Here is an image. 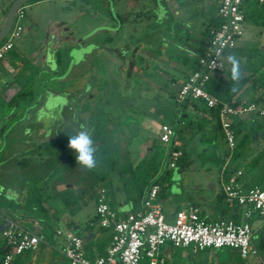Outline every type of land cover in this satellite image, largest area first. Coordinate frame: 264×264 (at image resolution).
<instances>
[{"label": "rangeland", "instance_id": "obj_1", "mask_svg": "<svg viewBox=\"0 0 264 264\" xmlns=\"http://www.w3.org/2000/svg\"><path fill=\"white\" fill-rule=\"evenodd\" d=\"M9 1L0 0V6L2 3L7 5ZM115 3L116 0H30L22 4L23 15L15 20L20 31L18 36L11 38L12 47L4 53L6 57L12 55L14 61L19 63L13 68L17 75L11 77L0 67L4 87L13 83L3 93L0 88V100L7 101L22 84L33 95L31 103L27 95L26 99L13 107L4 104L0 110V113H9L7 117H0V193L4 198L15 197L16 187L28 173L14 164L19 152L28 150L32 143L53 138L56 135L54 132L63 135L61 132L70 130V135H75L81 130V125L88 129L87 115L92 108L101 106L114 111L112 122L117 124V134L112 133L110 137L118 144L121 162L129 161L133 169L128 173H111L109 182L105 183L106 202L114 211L120 205H131L137 185L148 178L144 170L146 166L164 175L163 183L169 185L163 187L161 183L155 199L164 213L173 210L176 203L175 199L170 201L167 198L170 187L171 191L175 185L178 188L187 187L189 194L194 195L191 188L197 182L213 184L211 172L204 178L201 171H188L207 160L210 151L207 148L200 151V148L202 143L210 148L209 140L203 138L206 142H201L199 136L194 134L184 141L180 138L176 146L184 152L190 151L187 159L191 162L186 164L187 167L179 163L169 167L168 153L174 128L171 138L164 143L158 140L150 122L151 119L157 123H171L174 120L178 106L173 100L175 82L182 79L185 66L189 67L180 60L183 56L193 59L199 55L198 52L193 54L187 51L186 47L195 45V39H200L203 25L216 12L214 10L213 13L209 3L215 2L138 0L139 4L135 10H131L132 14L123 18L125 14L121 12L120 19L114 14L117 9ZM170 4H176L175 12L176 8L173 9ZM4 14V10H0V24ZM54 24L63 26L59 28L62 40L51 48L53 36L50 29ZM256 29L244 21L243 34L221 57L223 69H231L227 60L230 54L236 55L240 61L248 59L247 56L256 60L257 52L264 56V30L258 28L261 30L258 32ZM77 40L80 41L78 45ZM257 64L258 61H255ZM219 73L212 71L209 74L217 76ZM84 104L85 110L80 111ZM30 107L33 108L26 110ZM210 123L213 122H209L208 127ZM113 124L109 123L108 127ZM150 140L154 147L150 154L145 155L144 148ZM67 145L68 141L63 144L59 157H76L75 150ZM221 149L223 158L224 143ZM245 149V143L237 148L238 158L234 159L233 155L224 171L228 174L236 166H241L245 174L252 175L254 183L263 189L264 166L254 173L253 161L243 156ZM261 154L260 161H264V152ZM64 168L65 164H60L45 182V203L51 207L50 211H56L57 228L66 232L71 225L81 229L92 227L105 242H109L110 229L99 226L94 212L95 198L88 186L64 175ZM248 178L251 179L250 176ZM223 179H227V176ZM190 180L193 183H189ZM101 183L97 181L94 187ZM17 212L20 216L24 213L21 209ZM253 215L249 222L256 220ZM2 218L14 219L34 232L41 226L36 220L30 225L29 220L19 219L12 208L4 205L0 207V224ZM167 221L171 222L172 219L168 218ZM256 222L261 226L255 229L250 244L257 253L244 258L242 264H264V216H258ZM62 239L54 233L53 242L37 244L16 264H48L51 257L57 259L55 264H67L57 250L62 246ZM167 246L170 245L159 247V255L166 264H237L239 261L235 251L226 253L223 249L217 252L207 248L192 254L188 248L165 250ZM144 260L141 259L140 264H146Z\"/></svg>", "mask_w": 264, "mask_h": 264}, {"label": "built area", "instance_id": "obj_2", "mask_svg": "<svg viewBox=\"0 0 264 264\" xmlns=\"http://www.w3.org/2000/svg\"><path fill=\"white\" fill-rule=\"evenodd\" d=\"M245 1L217 0L215 14L218 22L209 29L206 44L197 56L198 68L190 71L177 84L173 96L177 104L187 100L216 110V121L225 147L220 165L222 173H225L235 147L231 122L246 113L264 119V105L247 102L234 106L220 101L203 88L210 72L222 70V55L226 49L234 46L235 39L244 32L241 7ZM257 2L264 3V0ZM22 15L20 7L16 10L13 23L0 44V58L12 47L11 38L18 36L20 26L15 20ZM172 132L170 125L160 124L158 140L167 142ZM180 156V149L169 150L168 166L173 167ZM240 175L241 170L233 169L227 179H219V189L224 200L241 209L238 221L233 218L206 220L198 214L196 208H190L186 212L176 211L172 221L168 222L160 205L155 201L161 187L158 181L152 182L145 190L140 209L118 214L107 204L105 190L98 188L94 212L99 226L111 229L109 246L102 254H97L90 260L85 255L82 240L78 235L57 229L56 234L63 238L62 246L57 250L68 264H140L142 258L146 264H164L163 257L159 255V247L165 244L190 248L193 252L207 248H229L235 250L240 258L256 255V249L250 244L252 229L249 220L253 213L264 216V188L257 185L242 187L235 180V177ZM3 224L0 230L4 249L1 264H11L15 256L31 250L39 243L47 244L34 231L14 219L5 218Z\"/></svg>", "mask_w": 264, "mask_h": 264}, {"label": "trees", "instance_id": "obj_3", "mask_svg": "<svg viewBox=\"0 0 264 264\" xmlns=\"http://www.w3.org/2000/svg\"><path fill=\"white\" fill-rule=\"evenodd\" d=\"M7 7L5 8L4 12L6 11ZM241 10L243 14V21L246 20L254 25V27L257 28L258 32L261 31L258 28L262 29V31L264 30V3H258L257 0H246L245 2H243ZM115 16L119 19L118 14H115ZM217 22L218 18L215 14L207 21V23L203 25L200 31V42L197 49L198 53L201 52L206 44L209 29L215 26ZM54 26H56V24H54ZM3 41L4 40H2L0 44ZM247 57L248 59L240 61L243 78L236 85V92L231 91L232 87L234 86V82L230 79V69L226 70L225 68H222V71H220L221 73H219L217 76L209 77V79L204 83L203 88L210 94L218 98L220 101L230 103L234 106L245 104L247 102L264 105V61L258 59V64L255 65V61L251 60V56ZM180 62L183 65L189 64V72L198 68L196 56L193 59H188L187 56H183ZM24 87V84L20 85L7 101L0 100V110L2 109L1 107L4 104L9 108L13 107L15 104L26 99L27 95L29 96V102L31 103L33 94L30 92V90L24 89ZM240 90H243L244 93L248 96L247 100L243 101L237 96V93ZM188 103L196 104L192 101L185 100L178 105H180L181 107H185ZM85 106L86 104L82 105L80 111H84ZM198 106L199 109L209 110L216 119L215 109L208 108L205 105L201 104H198ZM32 108L33 107L26 108V110H30ZM112 116H114L113 110L106 106H101L98 108H92L86 117V125L88 129L92 130V138L97 149L95 154L97 159V166L92 170L86 169L78 164L75 156L71 159L59 157V153L61 152L63 144L69 140L71 134L70 130L61 132L63 135H60V132H54L56 135L53 138H48L32 143L28 150H23L21 153L19 152V154L17 155V159L14 161V164L17 168L26 170L28 173L21 178L22 180L20 185L15 189L14 198H4L0 193V198L2 199L0 200V207L4 205L5 207L12 208L13 213L19 219L22 218L29 220L30 225L34 220L38 221L41 226L38 231H35V233L47 243L53 242L52 236L58 229L56 226L58 216L56 214V211H50L51 207L47 206L45 203V182L53 174V172L58 170L60 164H65L66 167L64 168L65 170L63 174L69 178L71 176V178H73V180L75 179V181L78 183L83 182L84 184H86L93 198L96 197V190L98 188H103L105 190V183L109 182L111 173L133 172L132 166L129 161H124L123 163L121 162L122 156L118 144L115 139H112L110 137L112 133L117 134V124L115 122H112ZM109 123L114 124L112 125V127H108ZM187 123H190V125L187 124V127L190 126L191 135H193L200 129L201 124L199 123ZM244 127L245 125L240 118H235L231 122V129L235 136V147L233 153L234 156L232 155L234 159L238 156V152H236L237 148L240 147L247 138L246 134H242L240 138H238V140L236 139L237 136L243 132ZM46 130L49 131L48 129ZM174 131L175 134H178L180 128H176L175 126ZM152 146L154 147L153 143L151 144V147ZM183 158L184 153L181 151V156L176 163L180 161L183 162ZM144 170L148 174V178L145 181L139 182V184L137 185L134 197L135 200L140 199V197L144 195L145 190L152 182L158 181L161 184L164 180V175H160L156 172L155 169L152 170L150 167L146 166ZM97 181H101L102 183L97 188H95L94 186ZM53 192H55V194L59 193V191ZM19 209L24 212L23 214H21V216L17 212L19 211ZM233 219L235 221L239 220V218L235 217ZM104 250H102L99 254H102ZM27 252L28 251H25L15 256L11 264H16L17 260L21 262L20 258ZM3 253L4 249L0 238V264ZM235 253L236 255H238L236 251ZM237 257L239 258L237 264H242L244 258H240L239 256ZM143 260L144 258H142V261ZM164 264L166 263L164 262Z\"/></svg>", "mask_w": 264, "mask_h": 264}, {"label": "crops", "instance_id": "obj_4", "mask_svg": "<svg viewBox=\"0 0 264 264\" xmlns=\"http://www.w3.org/2000/svg\"><path fill=\"white\" fill-rule=\"evenodd\" d=\"M11 1L12 0H10L7 5H6V3H4V4L2 3V5L0 6V10H5V8L10 4ZM210 1H212V0H209V2ZM213 1L215 2V4L209 3V7L212 8L213 13H214V10H215L216 4H217V0H213ZM138 4H139L138 0H116V3L114 4V6L117 9H115L116 12L114 14L119 15L121 12H123L125 14L123 16V18H127L128 14H132L133 11H131V10H135L134 8H135V6H138ZM170 5L173 9L176 8L174 10V12H175L177 10L176 4H170ZM119 19H120V17H119ZM60 27H63V26L60 24V26H54L51 30L52 36H53V39L50 42L51 48H53V46L54 47L57 46L59 44V42L62 40V36H60V31H59ZM117 28L119 29L120 25ZM101 30L106 31L105 29H101ZM199 42H200V39H195V41H194L195 45L191 44V45L187 46L186 47L187 51L195 54L197 52ZM79 43H80V41L77 40L76 44L78 45ZM4 56L5 55H3L1 58H3ZM4 58H5L4 60L0 61V67L3 70H5L9 76L15 77L17 74H16L15 69H13V68L16 66H19V63L14 61V58L12 57V55L9 57L5 56ZM255 58H256V60H254V61H258V59L264 61V56L260 52L257 55H255ZM251 60H253V57H251ZM189 69H190L189 67L185 66L184 71L182 73V79L185 78L186 75L189 73ZM209 77H215V76L209 74ZM182 79L177 80L175 83L179 84L182 81ZM10 84H13V83H10ZM0 85H1L0 88L2 90V93H3L4 89H6L9 86L8 85L7 87H4V83H2L1 77H0ZM237 96L243 101L248 99V96L244 93L243 90L238 91ZM8 115H9V113H0V117H7ZM240 119L244 123L245 127H244L243 132L237 136V140H238V138H240V136L242 134L247 135L246 141L244 142L246 149L243 152V156L245 157V159L248 157L251 158L250 160L253 161L252 171H254V173H255L258 170L260 171V169L262 170V167L264 166L263 165L264 161L263 160L260 161V158L262 156L261 157L259 156V154L264 152V120L259 119L255 114H252V113L243 114L242 116H240ZM151 122H150L151 128L154 129L153 131H155L156 135H157L158 134V126L162 123H157V122L153 121L152 119H151ZM187 122H193V124L194 123L201 124L200 129L196 133H194V135H198L201 142L202 141L206 142V140L203 139V138H206L207 140H209V143H210L209 144L210 148L207 147L206 143H205V145H204V143H202L203 146L200 148V151H206V148H207V151L208 150L210 151L208 153L207 158H206L207 160L201 162L199 167H195L192 169L189 168L188 171H192L194 173L201 171L202 173H204V175H203L204 178H206L208 176V174H210V172H211L213 174L214 182H213V184H211V183L209 184V182L203 183V184L200 183L201 185L197 182V185L193 186L191 188L194 191V195H192V193L189 194L188 190H190V189L187 187L178 188V186L175 185L173 187V191H171L172 188L170 187L169 193L167 194V198L170 201L175 199L176 203L174 205L173 210H171L170 212L169 211H167L165 213L163 212V214L165 215V219L166 220L168 218L172 219L173 215L176 211H185L186 212L190 208H196L198 211V214L206 220H216V219L234 218V217L239 218V214L241 211L240 207L235 205V204L227 203L224 200V198L222 197L220 189H219L220 177L226 178V176H229L231 174V172L229 174H226L224 172L223 173L220 172V163H221V159H222L221 147L223 145V141H222V138L219 134V128L217 125V121H216L215 117L213 116V114H211V112L209 110L199 109L198 104L196 105V104H190V103H188L185 107H181L180 105L177 106V109L175 111L174 120L171 121V123H166V124L170 125L172 128H174L175 126H176V128H180V131L178 134L174 133V135H172V138L170 136V138H171L170 150L173 148H177L176 145H177V142L180 138L182 139V141L190 138L191 128H190V126L187 127V124L190 125V123H187ZM209 122H213V123H210L209 124L210 126L208 127L207 124ZM182 141H180V143H182ZM221 142H222V144H221ZM151 144H152V141L150 140V143H149L150 147H151ZM2 146L3 145H1V147ZM151 148H153V146ZM180 150L184 153V158H183V162L180 161L178 163H179V165H185V167H187L188 165H186V164H188V162H191V160L189 161V159H187L189 154H190V151L188 150V152H184V150L181 148H180ZM151 152H149L148 154H150ZM248 153H249V155H247ZM238 156H239V154H238ZM238 156H237V158H238ZM256 159H259V161H257ZM178 163H176L175 166ZM236 169L241 170V175L238 177H235V180L239 185H241L242 187L243 186H249L250 184L257 185V183H254V181L252 180V178H251L252 175L249 174L251 179L248 178L249 176L245 174V172L243 171V167L236 166ZM251 182H253V183H251ZM189 183H193V181L190 180ZM257 186H259V185H257ZM163 187H169V185L163 183ZM142 197H143V195L138 200H135V198H134L132 200L130 206L120 205L119 208L116 210V212L118 214H124V213L130 212V211L140 209V207H141L140 201H141ZM253 214L256 216V217H254L256 220L251 219V221H250V225H251V229H252L250 241H251L252 235L255 232V229L261 226V223L259 224L256 222L258 216L255 213H253ZM3 220H4V218H2V220H1L0 230L4 225ZM251 222H253V223H251ZM103 229H107V228H103ZM109 231H110L109 232L110 240H109V242L108 241L105 242L104 238L99 236L98 232L96 230H94L92 227L90 228L87 226L84 229H81L80 227H78L76 225H71L69 227V229L66 230V232H72L81 238L82 243H83V248L85 251V255L87 254L86 256L89 258L94 257L95 255L99 254L102 250H104L106 247L109 246L110 241H111V234H112L111 229ZM170 248H172V247L167 246L165 248V250H169ZM178 249H183V248H178ZM188 249H190V248H188ZM221 249H223L226 253H232V252L234 253L233 249H228V248H219V249H214V250L218 252ZM190 252L192 254L196 253L195 251L193 252L191 249H190ZM200 252H203V250ZM56 261H57L56 258L51 257V260L48 262V264H55V263H57Z\"/></svg>", "mask_w": 264, "mask_h": 264}, {"label": "clouds", "instance_id": "obj_5", "mask_svg": "<svg viewBox=\"0 0 264 264\" xmlns=\"http://www.w3.org/2000/svg\"><path fill=\"white\" fill-rule=\"evenodd\" d=\"M228 62L231 65L230 79L234 82V86L231 91L236 92V85L243 78L241 70V62L234 54H230L227 57ZM70 149L75 150L77 163L86 169L92 170L97 166L96 159V147L92 138V130L85 128L81 125V130L75 135H70L68 145Z\"/></svg>", "mask_w": 264, "mask_h": 264}, {"label": "water", "instance_id": "obj_6", "mask_svg": "<svg viewBox=\"0 0 264 264\" xmlns=\"http://www.w3.org/2000/svg\"><path fill=\"white\" fill-rule=\"evenodd\" d=\"M27 1L30 0H12L8 5L5 14L3 16L2 22L0 24V42L3 40L9 28L11 27L16 10L20 8L22 4ZM151 151L152 148L149 145L145 146L144 148L145 154H148Z\"/></svg>", "mask_w": 264, "mask_h": 264}]
</instances>
